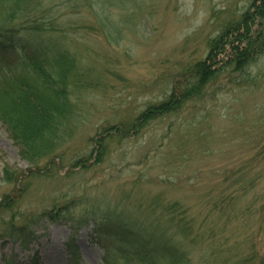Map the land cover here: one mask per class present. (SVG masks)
Returning a JSON list of instances; mask_svg holds the SVG:
<instances>
[{
    "label": "rangeland",
    "instance_id": "rangeland-1",
    "mask_svg": "<svg viewBox=\"0 0 264 264\" xmlns=\"http://www.w3.org/2000/svg\"><path fill=\"white\" fill-rule=\"evenodd\" d=\"M250 1L0 0L13 19L4 28L76 59L66 88L74 115L54 130L61 161L25 155L0 122V264H139L128 244L98 242L95 222L158 226L155 238L165 233L185 264H264V53L132 127ZM173 201L183 216L170 214ZM156 243L147 264H169Z\"/></svg>",
    "mask_w": 264,
    "mask_h": 264
},
{
    "label": "trees",
    "instance_id": "trees-1",
    "mask_svg": "<svg viewBox=\"0 0 264 264\" xmlns=\"http://www.w3.org/2000/svg\"><path fill=\"white\" fill-rule=\"evenodd\" d=\"M8 17L0 16V122L11 137L23 147L25 155L48 156L49 165L50 158L61 161L59 155L53 154L56 150L53 138L56 136L54 130L58 119L70 121L74 115L66 88L69 85L68 73H71L76 59L66 50L61 51V48L55 47L53 49L57 44L23 41L16 27L4 28L3 24L13 20ZM208 46L204 59L187 67L184 71L187 77L175 81L171 93L165 100L148 106L135 119L133 128H140L139 126L151 119L180 110L188 100H198L202 88L216 78L221 70L232 68L240 72L256 56L264 53V0H251L238 20L229 23L226 29L209 41ZM54 65H57L56 72L53 70ZM70 79V83L77 85L79 74L72 75ZM113 130L112 127L106 133L110 134ZM97 142H102V138ZM94 153L98 160V152L95 149ZM52 159L50 163L53 165ZM82 162L84 160H76L72 166L83 165ZM48 165H45V168H48ZM175 209L181 216L186 210L182 204L173 201L169 207L170 214L173 215ZM101 225L95 222L93 230L98 242L111 238L128 244L134 258H138L139 264L148 263L147 251L152 252L149 245L157 244L156 242L159 244L158 248L161 247L160 252L164 251L162 253L166 254L169 264H185L184 252L180 255L174 251L169 252L167 248L169 239L165 237V233L160 234L163 243L155 238L156 232L158 234V230H163L158 229V226L154 227L156 231L150 234H145L143 232L145 230H141L143 235L140 228L135 226L127 227L121 224L122 226L116 228L105 224L104 228ZM120 230L123 232L120 233ZM188 230L189 228L186 230L184 226L180 233L187 236ZM8 233L11 236H19L15 229ZM122 234H125L126 238ZM20 237L24 241V235L21 234Z\"/></svg>",
    "mask_w": 264,
    "mask_h": 264
}]
</instances>
